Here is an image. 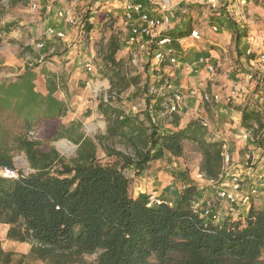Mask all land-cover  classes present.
I'll return each mask as SVG.
<instances>
[{"label":"trees","instance_id":"obj_1","mask_svg":"<svg viewBox=\"0 0 264 264\" xmlns=\"http://www.w3.org/2000/svg\"><path fill=\"white\" fill-rule=\"evenodd\" d=\"M20 1L27 0H9V5ZM260 2L264 8V0ZM6 12L0 0V23ZM90 27L86 25L87 30ZM186 27L180 35L191 25ZM239 38L236 32L235 40ZM118 47L117 39L111 38L104 59L105 74L116 94L137 80L127 78L119 68ZM24 49L38 56L29 46ZM43 74L45 95L35 89L33 66L26 65L13 80L0 81V110L13 112L26 132L36 127L42 131L41 140L26 135L13 139L29 163L24 171L9 154L0 124V223L8 226V240L29 244L27 253H16L3 249L0 241V264H264V208L251 206L243 220L213 225L191 210V201L198 196L192 184L174 205L163 201L147 205L146 196L131 193L133 181L125 168L132 167L133 177H139L165 154L183 156L185 141L194 142L200 151L199 170L208 178L218 177L222 142L199 120L181 125L180 115L171 113L172 129L161 130L151 122L148 109L140 118L102 100L98 107L108 125L105 134L93 138L80 131V123H60L67 107L55 93L64 85L55 74ZM151 100V112L161 111L164 97L145 96L147 106ZM240 110L243 125L256 124L257 142L263 144L262 113L247 107ZM60 138L77 145L73 156L66 158L47 146L46 142ZM116 143L129 153L116 149ZM98 146L105 159L98 156ZM5 168L16 175L3 176ZM87 255L95 258L89 262Z\"/></svg>","mask_w":264,"mask_h":264},{"label":"built area","instance_id":"obj_2","mask_svg":"<svg viewBox=\"0 0 264 264\" xmlns=\"http://www.w3.org/2000/svg\"><path fill=\"white\" fill-rule=\"evenodd\" d=\"M230 1L209 0L208 11L204 16L206 22H202L201 25L195 24L196 18L189 10H181L180 15H175L167 5L154 7L148 4L147 0H49L45 4L28 0L27 3L30 13L37 16L42 25L39 36L33 43V48L37 52H44L40 59L53 52V48L50 47L54 41L63 44L72 42L75 45L77 38H92L89 31L96 26L94 12L103 4H107L105 7L107 14L112 12L114 16H119L120 32L117 39L119 47L115 55L119 53L120 57L126 56L129 66L138 73L146 74V71L151 73L146 95L164 97L161 103L162 110L155 114L151 112L154 100L147 106L145 97L142 103H136L132 109L142 108L143 111L148 109L151 122L156 125H159L160 117H167L170 121L171 113L192 116L193 119L200 121L214 139L222 142V165L218 177L208 178L201 171L197 175L205 187L211 188L212 193L198 195L190 204L194 213L205 223L213 225L221 224L225 220H243L251 206L258 208V205H264V143L260 145L257 142L260 133L255 135L256 124L252 128L243 125L240 110L247 107L260 111L264 129V42L259 51L253 46L246 45L241 50L242 54L237 56L239 64H236L235 75H223L217 88L211 92L207 91L201 81H189L187 84L178 81L181 75L191 79L192 75L197 74L202 68L212 76L221 61L227 62V56L221 61H215L216 58L214 60L209 53L198 56L193 63H181L180 57L186 54L189 47L182 43L184 37L180 33L186 30L187 24H190L187 37L193 42L201 39L206 28L218 34L222 31V26L220 22L210 20L214 14L219 18L232 20L235 33L240 35V31L245 30V24H248V6L252 0H232L233 3ZM2 5L8 8L9 0H2ZM87 24L91 25L89 30L86 29ZM245 36L248 37L246 40L249 43L252 38ZM116 60H119L118 57ZM83 65L89 72L95 68L92 60L87 57L83 59ZM240 66L243 69L239 68ZM113 94L115 95L116 91H112ZM188 97L210 109L213 113L212 120L188 106ZM225 106L239 108L236 111L237 115L235 117L230 115L225 125L228 124L229 128V123L232 124L230 130L242 145L244 163L241 164L233 165L229 144L225 138L223 139L225 133L220 130L222 124L220 125L219 120ZM1 174L16 175L15 171L6 168ZM186 186L188 185H182L181 189ZM145 196L147 205L162 202L156 190Z\"/></svg>","mask_w":264,"mask_h":264},{"label":"rangeland","instance_id":"obj_3","mask_svg":"<svg viewBox=\"0 0 264 264\" xmlns=\"http://www.w3.org/2000/svg\"><path fill=\"white\" fill-rule=\"evenodd\" d=\"M208 1L209 0H147L148 4L154 7H158V5L161 4L167 5V7L170 8L175 15H180L181 10H189V12H191L196 18L195 24L199 25L203 24L202 22H206V17L204 16L208 11ZM26 2H28V0ZM26 2L20 1V3H23V6L28 8ZM233 2L234 1H232V3ZM106 6L107 4H103L101 8H97L94 12L96 26L89 31L92 38H77L75 45L72 42H66L63 44L62 42L54 41L52 42L53 45L50 47L53 48V52L46 54L43 59L40 58L44 52H37L33 48L32 42L29 47H31V49H33V51H35L38 55L36 58H34L29 51L24 49L28 45H18L16 40H14L15 38L9 36L8 34L3 36L2 42L0 43V81L13 80L24 70L26 65L33 66L37 73V77L34 81L35 88L39 91L44 90L45 86V75L43 72L45 71L50 74H55L59 78L57 79V82L64 85V88L58 89L55 95L59 99L63 100L67 107V112L60 118V123L66 126L70 125L72 122L80 123V131L93 138L95 136L105 134L108 125V122L103 118L98 107V103L102 100H110L113 105L119 107L124 112L130 114L137 113L140 118H142V108H139V110L132 109V106L136 103L143 102L144 97L146 96V85L150 81L149 76H151L149 71H146V74L141 72L138 73L133 67L129 66L126 56L120 57L121 54L118 53L115 55V58L118 57L119 59V68L122 73H124L127 78L136 77L137 80L136 83L129 84V86L117 95H112V91L115 90H111V84L108 76L105 74L106 70L104 59L111 38L118 39L120 21L119 16H114L112 12L107 14L105 9ZM251 7L253 8L251 9ZM202 11H205L203 15L201 14ZM248 11L247 20L250 16L251 23L245 24V30L243 32L240 31V35H247L251 30L258 36L264 35V8L262 7L260 0H252L248 6ZM12 13L15 15L22 14V12L13 7ZM25 13L29 12H23V14ZM210 20L218 21L221 20V18L213 14L210 17ZM204 32L205 33L201 39L196 42L198 43L197 49L202 50L203 48L201 49V47L205 46L207 48L209 47V50H214L212 53L217 56L215 61H221L224 56L228 57L227 62L224 63L221 61V67L219 66L216 72L212 76H209L208 81L210 82H208L206 89L208 92H211L217 88L219 85V79H221L223 75L233 76V73L237 70L236 64H239L236 55H240L242 52L240 48L236 46L235 31L232 32V37L230 38L229 43H223L221 34H214L207 28ZM212 39L220 40L221 44H212L211 41L214 42ZM207 48L206 51L208 52ZM86 57L90 58L95 65V68L91 72L87 71L83 65V59ZM239 68L243 69L241 66ZM89 81H91V87L88 88L87 83ZM188 106L193 109L198 107L196 101L194 102V99L192 98L188 99ZM200 114L205 116L204 113ZM180 117H184L185 123L193 119L192 116L180 115ZM219 122L220 125L224 123L221 118ZM0 124L6 133L7 148L9 150V154L13 157L15 165L24 171H28L29 163L25 154L16 148L13 139L19 135H26L29 139L41 140V128L36 127L31 131L26 132L20 119L16 117L13 112L1 110ZM168 126H171V124H169L167 117H160L159 129H167ZM62 141L71 146L68 151L61 149L59 146V143ZM46 144L49 147H54L60 155L66 158L73 156L77 148V145L67 138L48 141ZM183 146L184 154L179 157L178 160L175 159L177 162L175 165H173L174 163L171 158H169L168 161L160 162L158 165H154L158 171L164 170L167 173V177H170V180L172 179V181L177 184H181V182H185L186 184L190 183L186 176L189 177V174L194 172L197 166L199 167L201 161L200 151L194 142L185 141ZM114 147L129 153L122 144L116 143ZM98 156L105 159L104 151L99 146ZM153 162L150 163V166H152ZM124 173L129 178H132L133 182L131 185V193L134 195L132 186H134V182L137 178L133 177L134 169L132 167L125 168ZM180 191H182V189ZM197 191L200 196L212 193L211 188L205 186L197 189ZM258 208H264V205L260 204L258 205ZM7 228L8 227L5 224L0 223V241L3 249L12 250L16 253H27L29 250V244L8 240L6 238ZM85 258L91 262L95 256L87 255ZM262 261L264 262V254L262 256Z\"/></svg>","mask_w":264,"mask_h":264},{"label":"crops","instance_id":"obj_4","mask_svg":"<svg viewBox=\"0 0 264 264\" xmlns=\"http://www.w3.org/2000/svg\"><path fill=\"white\" fill-rule=\"evenodd\" d=\"M37 2H40L42 4H45L49 2V0H36ZM26 2V1H25ZM28 3V2H26ZM12 7L19 10L22 12V14H17L15 15L12 13ZM25 7V8H24ZM253 7H251L252 9ZM11 9V10H10ZM23 12H29V9L26 8V6H23V3L17 2L13 5H9L8 11L6 14L3 16L1 23H0V36L3 39V36L5 34H8L9 36H12L15 38L16 43L18 45H23V46H31V42L34 43L35 40L38 38L39 33L41 31V24L39 23V19L37 16H33L32 14L25 13ZM249 12V11H248ZM251 17L249 16L247 23H251ZM217 22H220L222 26V31H220L218 34H221V39L223 43L227 42L229 43L230 38L232 37V32H234L235 26L233 25L234 22L232 20H229L227 18H221V20H218ZM251 25V24H250ZM187 32L183 36V41L184 46H187V52L186 54L182 55L180 57V62L185 64L187 63H193L195 59L198 56H201L203 54H211L213 59L217 57L216 54L213 55L212 52L214 50H209V47L202 46L201 49L198 48V43L193 42L191 38L187 37ZM250 38V41L248 43V40H246L248 37L240 36L239 40H235L236 46L242 50L246 45L253 46L256 51H259L262 47V44L264 42V35L258 36L254 31H250L249 34H247ZM220 37V36H219ZM214 42L211 41L212 44L219 45L221 44L220 40L212 39ZM216 41V42H215ZM206 48L208 49V52L206 51ZM196 52V53H195ZM239 55H236V57ZM183 60V61H182ZM178 71V70H177ZM181 74V71L179 72ZM235 73H233V76ZM232 76V75H229ZM37 77V75H36ZM208 78V79H207ZM209 80V74L205 72V70L202 68L199 70V72L195 75H192L191 79H188L187 77H183L182 75L179 78V82H184V84H187L189 81H201L202 84L205 86L208 85ZM91 81L88 82L87 87H91L90 84ZM36 89V88H35ZM37 91V89H36ZM95 91V90H94ZM41 94H46L47 89H46V82L44 86V90H39ZM191 99V98H187ZM196 100H194L195 102ZM197 106L195 110L200 111L201 113H204V117H207L208 119L213 118V113L210 109H207L202 103L199 101H196ZM238 107L232 108V107H224L223 108V113L221 114V119L223 120L224 123L221 125V131H224L222 133H225L223 139L225 138L229 144L231 153H232V163L235 165L236 163L241 164L244 163V158H243V150H242V145L239 144V142L236 140L233 132H231L230 127H232V124L229 123L230 127L228 128V124L225 125V123L228 121L229 116L233 115L234 117L237 115L236 111H238ZM180 124H185V119L184 117H180ZM225 125V126H224ZM235 125H233L234 127ZM172 126H168L166 130H171ZM169 158H171L172 162L175 165L177 162L175 161L179 159V157H174L171 156L170 154H165L162 159L157 160L153 162L152 166H150L147 170H145L139 177L136 178L134 182V186H132V190L134 191V197H140L143 198L145 195H147L150 191L156 190L157 193L160 195L162 198L163 202L169 203L170 205H174L179 199H180V194H181V186L182 185H194L196 186L197 189L202 188L205 186L204 184L201 183L199 178L197 177L199 170V167H196V170L192 173L189 174L188 180L190 183H185L181 182V184H177L170 180V177H167V173L162 170L158 171L154 165H158L160 162L168 161ZM171 165V164H170ZM187 180V179H186ZM7 226V225H6ZM8 227V226H7Z\"/></svg>","mask_w":264,"mask_h":264},{"label":"bare ground","instance_id":"obj_5","mask_svg":"<svg viewBox=\"0 0 264 264\" xmlns=\"http://www.w3.org/2000/svg\"><path fill=\"white\" fill-rule=\"evenodd\" d=\"M99 86V85H98ZM89 129H92V128H89ZM59 146L61 147V149L65 150V151H68L71 146H69L66 142L62 141L59 143Z\"/></svg>","mask_w":264,"mask_h":264}]
</instances>
